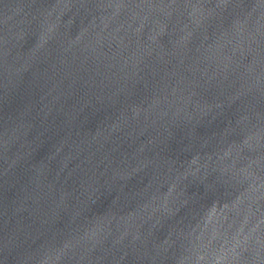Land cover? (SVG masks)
<instances>
[{"label":"water","instance_id":"obj_1","mask_svg":"<svg viewBox=\"0 0 264 264\" xmlns=\"http://www.w3.org/2000/svg\"><path fill=\"white\" fill-rule=\"evenodd\" d=\"M0 264H264V0H0Z\"/></svg>","mask_w":264,"mask_h":264}]
</instances>
